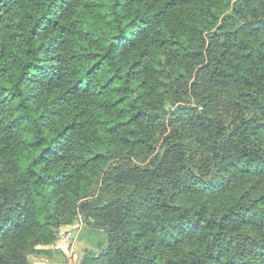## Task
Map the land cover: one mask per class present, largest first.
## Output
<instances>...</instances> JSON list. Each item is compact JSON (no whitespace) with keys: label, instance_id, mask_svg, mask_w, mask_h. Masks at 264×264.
<instances>
[{"label":"trees","instance_id":"trees-1","mask_svg":"<svg viewBox=\"0 0 264 264\" xmlns=\"http://www.w3.org/2000/svg\"><path fill=\"white\" fill-rule=\"evenodd\" d=\"M261 134L264 0H0V264L79 216L108 235L80 264H264V152L229 158Z\"/></svg>","mask_w":264,"mask_h":264},{"label":"rangeland","instance_id":"rangeland-1","mask_svg":"<svg viewBox=\"0 0 264 264\" xmlns=\"http://www.w3.org/2000/svg\"><path fill=\"white\" fill-rule=\"evenodd\" d=\"M259 8L257 5L251 4L243 7V10H247V13H245L249 15L253 12L258 13ZM248 10H250L249 14ZM101 187V183L96 182L88 191V195L104 198L106 194H103ZM67 228L69 231L64 241H59L57 245L37 246L35 249H30L29 260L31 264H75L77 261L80 264L87 251L97 253L107 246V232L90 228L82 216H79ZM43 250H49V252L45 253Z\"/></svg>","mask_w":264,"mask_h":264},{"label":"clouds","instance_id":"clouds-1","mask_svg":"<svg viewBox=\"0 0 264 264\" xmlns=\"http://www.w3.org/2000/svg\"><path fill=\"white\" fill-rule=\"evenodd\" d=\"M230 10V9H229ZM138 14H143V10H141ZM125 14L124 13H121V18H123ZM240 23H243V21H239ZM232 42V41H230ZM233 51H235V49H233ZM227 70V69H226ZM239 90H247V89H244V88H240ZM163 99L165 100H173L175 101V97H172L171 95V91L168 92V95L163 97ZM189 99H191V96H189ZM197 101L199 102L200 101V96H197ZM202 103L204 104H208V101H202ZM153 104H155V101H153ZM171 106V105H170ZM151 110V109H149ZM156 111H160V112H163V105H159L155 108ZM211 111V105L209 104L207 108L204 109V111L201 112V115H207L209 114V112ZM254 111V109L249 106V111L247 113H241L239 116H238V119H242L244 118V116H251L252 115V112ZM233 115H236V113L234 112ZM162 123L164 125V128H168V123H169V117L167 115H164L163 118H162ZM174 127H181L180 125H176ZM163 130V129H162ZM182 131L183 132H188L189 131V127L188 125L186 124H183L182 126ZM174 134H180V133H174ZM83 133H81V138H83ZM92 134L89 133V136H91ZM241 139L244 141L243 143H240L238 145V147H235V151L230 153L229 154V158L231 159L232 156H238L241 154V149L245 150V151H249L251 152L253 149L255 148H259L262 152H264V134H261L259 138H256V137H251L249 136L247 139H245L244 137H241ZM93 142L94 139H93ZM76 155H81V151L78 149L75 153ZM78 166V165H77ZM218 166L220 168H223L224 169V172L222 173L223 175H229L231 174V171L232 169L229 168L228 164L226 162L224 163H221L218 161ZM177 167V165L175 163H167L164 168L161 170V172L159 173V175L167 182V181H170L172 180L173 178L175 179H180L181 177L183 178H187L186 176V173H181L179 175L176 174L175 171H173L171 174H169L168 176H165L164 174L168 171V169H174ZM215 174V170L213 172H210L208 173L206 176H205V179H211L212 176ZM199 175V174H198ZM217 178H219V175H217ZM198 186V185H197ZM154 187L155 185H153V192H154ZM229 187H232V186H229ZM130 188V185H126L125 186V194L127 192V190ZM67 192V189H65V193ZM240 193L237 192V193H232V192H226L224 195L220 196L219 199L216 201L217 203V207H220L221 205H224V204H231L233 202L234 199H236L238 197ZM61 195H64V193H61ZM60 197L58 196L57 199H59ZM45 205H47V201H48V198L47 197H42L41 198ZM71 200V204L68 203V201ZM75 200L76 198L75 197H70V198H67L65 199L64 201H62L61 205L59 207L63 208L64 206H69L71 208H75ZM241 203L243 204H248L250 203V201L248 200H244V201H241ZM53 207L54 205H49L47 207V211L49 214L52 213L53 211ZM33 211H35V209H33ZM41 211H43V208L41 209ZM224 211H227V207H224ZM36 220H43V216L37 214L35 217H34ZM31 223V222H30ZM30 235H33V238H36V237H41L42 238V235H41V232H38L36 231L35 229H32L31 232H30ZM151 235V234H149ZM94 239V238H93ZM261 242H264V238H261ZM132 244H139L138 241H135V240H132L130 242L129 245L125 246L126 248V251L128 253H131V245ZM22 249L17 247L16 251H21ZM0 252H7L9 254L12 253V247L10 244H6L4 248H0ZM139 257L142 259L143 256L142 254H138ZM13 264H15V262H13ZM75 264H79V262H75Z\"/></svg>","mask_w":264,"mask_h":264},{"label":"crops","instance_id":"crops-1","mask_svg":"<svg viewBox=\"0 0 264 264\" xmlns=\"http://www.w3.org/2000/svg\"><path fill=\"white\" fill-rule=\"evenodd\" d=\"M46 249H52V248H46Z\"/></svg>","mask_w":264,"mask_h":264}]
</instances>
